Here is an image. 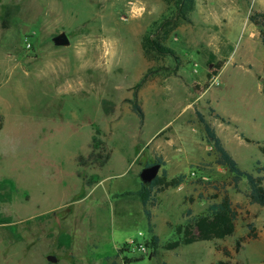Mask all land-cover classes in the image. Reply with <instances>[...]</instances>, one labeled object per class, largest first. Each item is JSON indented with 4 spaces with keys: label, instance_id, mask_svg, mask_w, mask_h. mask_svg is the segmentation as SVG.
<instances>
[{
    "label": "rangeland",
    "instance_id": "374dc122",
    "mask_svg": "<svg viewBox=\"0 0 264 264\" xmlns=\"http://www.w3.org/2000/svg\"><path fill=\"white\" fill-rule=\"evenodd\" d=\"M255 11L264 0H195L189 22L166 28L175 59L141 47L151 27L162 35L163 0H0V264H264V206L249 203L245 179L234 186L205 127L240 169L264 167ZM61 32L68 46L53 44ZM128 100L142 107V125ZM157 160L158 175L186 177L153 208L160 243L178 240L174 226L204 217L225 192L238 212L234 234L159 247L152 258L149 247L126 248L149 244V232L138 197L121 193L136 191ZM249 222L258 238L236 253Z\"/></svg>",
    "mask_w": 264,
    "mask_h": 264
},
{
    "label": "trees",
    "instance_id": "16d2710c",
    "mask_svg": "<svg viewBox=\"0 0 264 264\" xmlns=\"http://www.w3.org/2000/svg\"><path fill=\"white\" fill-rule=\"evenodd\" d=\"M166 4V12L168 16H165L164 21L157 25L158 28H163L162 35H158V32L152 30L151 27L145 32L142 37L141 47L145 56L150 54L152 51L159 53L160 55H169L177 59L175 51L165 46L163 43L168 38L169 26H176L180 22H189V14L194 10L195 0H163ZM248 21L257 27L259 37L264 44V12L255 11L248 16ZM157 24V23H156ZM5 24H3L4 26ZM155 23L153 24V26ZM222 66V62H218L214 65V69L207 74V80L212 76L216 75L217 71ZM152 70L147 71L135 84V90L138 89L142 83L148 78ZM204 86H207V81ZM261 92L264 94V87ZM136 96V91L133 93ZM131 105V110L135 113L139 120V124H143L144 112L142 107L136 100H128ZM198 119L201 123H205L204 119L197 113ZM222 122L229 123V120L216 115ZM207 129L208 137L207 142L218 154V162L226 166L228 171L233 176L234 186L241 179H245L247 183V193L246 197L250 204H257L259 206H264V187L262 185L263 175L259 173H264V167H255L253 171H245L238 167L237 163L230 155V153L225 149L221 140L216 135L213 127L205 123ZM258 143V142H256ZM259 149L264 153V146H259ZM153 163L164 164L161 160L154 161L152 163H147L148 166ZM255 171V172H254ZM257 173V175L255 174ZM166 170L162 169L161 173L157 175L149 184L145 185L140 183V187L136 191H127L121 193V195H136L142 205L143 214L145 215L148 222V232H149V246L151 248L149 253V258L156 256L159 247L165 250H174L179 244H191L199 241H213L215 239H224L226 237L232 236L235 232V222L238 218V212L232 205L229 195L225 192L220 197L219 201H211L208 207V211L204 217L196 219L194 222L186 221L183 224H177L174 227V231L178 236V240H169L165 243H160L158 236L153 233V224L151 223L152 213L151 208L156 207L158 204L157 194L161 193L169 188H176L185 182V174H178L174 177L168 178L166 175ZM217 195H213V199L217 198ZM188 201H192L191 197H186ZM198 198H202L198 195ZM190 210H187V214ZM247 228L249 232L244 236H239L236 238L233 251L238 253L241 245L246 240H255L258 238V233H256V228L253 223H247ZM225 257L231 258V252L227 248L219 249ZM125 263L129 260L125 259ZM264 262V260H263ZM164 264V263H163ZM215 264H229L225 261H218Z\"/></svg>",
    "mask_w": 264,
    "mask_h": 264
},
{
    "label": "water",
    "instance_id": "95a60500",
    "mask_svg": "<svg viewBox=\"0 0 264 264\" xmlns=\"http://www.w3.org/2000/svg\"><path fill=\"white\" fill-rule=\"evenodd\" d=\"M52 42L56 46H68L69 45V39L64 32H61L60 34L54 36L52 38ZM160 168H161V165L159 163H153V164L143 167L139 173V178H140L141 183L145 185L149 184L158 175ZM47 260L50 262H55L56 257L48 256Z\"/></svg>",
    "mask_w": 264,
    "mask_h": 264
},
{
    "label": "built area",
    "instance_id": "2783aa9c",
    "mask_svg": "<svg viewBox=\"0 0 264 264\" xmlns=\"http://www.w3.org/2000/svg\"><path fill=\"white\" fill-rule=\"evenodd\" d=\"M125 246H126V248L132 247L133 249H135L137 251H140L141 253H146L147 247L150 248L149 244H147V243H138V242L136 243L135 240L128 242Z\"/></svg>",
    "mask_w": 264,
    "mask_h": 264
},
{
    "label": "crops",
    "instance_id": "0c3cea01",
    "mask_svg": "<svg viewBox=\"0 0 264 264\" xmlns=\"http://www.w3.org/2000/svg\"><path fill=\"white\" fill-rule=\"evenodd\" d=\"M171 177H174V176H171ZM183 184H184V183H182L181 185L183 186ZM181 185H180V186H181ZM178 187H179V186H178ZM178 187H176V188H178ZM169 189H170V188H169ZM172 189H175V188H172ZM165 191H166V190H165ZM160 194H161V193H158V194H157V199H158V200H161V196H162V195H160ZM158 196H159V197H158ZM154 208H155V207H154ZM155 209H156V208H155ZM151 213H152V219H151V223H152L153 218H154V215H155V214H154V211H153V208H151ZM161 221H162V222L164 221L163 218L161 219ZM152 224H153V223H152ZM164 224L167 225V226H169V227H170V225H173L172 223H165V221H164ZM177 224H181V223H177ZM182 224H183V223H182ZM154 227H155V226H154V224H153V233H154L156 236H158L157 233L155 232ZM158 238H159V242H160L161 239H160L159 236H158Z\"/></svg>",
    "mask_w": 264,
    "mask_h": 264
}]
</instances>
